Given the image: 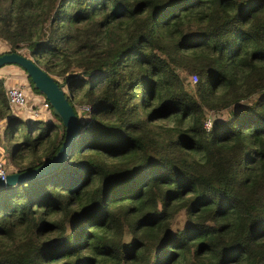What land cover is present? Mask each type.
Returning <instances> with one entry per match:
<instances>
[{
  "label": "trees",
  "instance_id": "obj_1",
  "mask_svg": "<svg viewBox=\"0 0 264 264\" xmlns=\"http://www.w3.org/2000/svg\"><path fill=\"white\" fill-rule=\"evenodd\" d=\"M0 41L79 123L0 187V264H264V0H0ZM1 75L5 170H27L64 128L23 121Z\"/></svg>",
  "mask_w": 264,
  "mask_h": 264
},
{
  "label": "water",
  "instance_id": "obj_2",
  "mask_svg": "<svg viewBox=\"0 0 264 264\" xmlns=\"http://www.w3.org/2000/svg\"><path fill=\"white\" fill-rule=\"evenodd\" d=\"M14 63L24 69L31 86L38 90L49 102L50 110L56 116L63 128L64 137L57 151L46 161L27 170L7 172L4 178H0V187L3 185H14L26 179L39 176L57 166L66 152L70 143L78 134L79 123L72 104L62 86L58 84L51 75L41 69L29 57L15 51H4L0 53V66Z\"/></svg>",
  "mask_w": 264,
  "mask_h": 264
},
{
  "label": "rangeland",
  "instance_id": "obj_3",
  "mask_svg": "<svg viewBox=\"0 0 264 264\" xmlns=\"http://www.w3.org/2000/svg\"><path fill=\"white\" fill-rule=\"evenodd\" d=\"M4 49V44L0 41V51H2ZM12 65V66H11ZM2 69V77H3V85L6 88L7 85H11V84H15L17 82H19L21 79H24L27 81L28 83V89L26 93V103L23 107H11L14 110L15 114L18 115L23 121H28L30 119H32L30 117V113L28 111V108H30L31 106L34 105H38L39 104V99L43 96L39 91L35 92L34 90H32L30 88V84L28 82L27 76L26 74L22 71L20 66H17L14 63H11L9 66L8 64H4L0 67ZM183 73V72H182ZM59 81L61 80L59 77H56ZM196 77L192 78V81L195 80ZM187 85V83H186ZM190 86H192V83H190ZM62 88L65 87L63 86ZM7 101V99H6ZM8 103V101H7ZM244 103V101H240L235 103V107H238L240 104L242 105ZM9 105V104H8ZM11 106V105H9ZM76 109H77V113L80 116L83 113V110L78 106L75 105ZM38 107L40 108V104L38 105ZM51 111V110H50ZM50 111H44L43 109H40L39 111V118L42 121H55V117L53 114L50 113ZM227 114V110L223 109L217 112H212V111H206V114L204 116L203 122H205L207 125H211L212 120L214 119V117H223ZM3 127H4V120L0 121V161L2 162L4 169H7V167L9 166L8 161L6 160L5 156V149L2 148V146L6 143V145L9 146V143H12L15 141L14 137L11 136H7L6 139L5 137H3ZM175 223L173 224L174 227Z\"/></svg>",
  "mask_w": 264,
  "mask_h": 264
},
{
  "label": "built area",
  "instance_id": "obj_4",
  "mask_svg": "<svg viewBox=\"0 0 264 264\" xmlns=\"http://www.w3.org/2000/svg\"><path fill=\"white\" fill-rule=\"evenodd\" d=\"M195 75H192V78H194ZM28 89V83L26 80L21 79L19 82L15 84H11L5 88V95L6 99L8 101V104L11 105V107H23L26 103V93ZM40 104V108L38 105ZM39 104L31 106L28 108V111L30 114L35 116L33 119L39 118V111L40 109H43L44 111H50V105L49 102L42 96L39 99ZM203 126L208 129L210 126L207 125L205 122H203ZM6 170L4 169V166L2 162L0 161V178H4L6 174Z\"/></svg>",
  "mask_w": 264,
  "mask_h": 264
},
{
  "label": "bare ground",
  "instance_id": "obj_5",
  "mask_svg": "<svg viewBox=\"0 0 264 264\" xmlns=\"http://www.w3.org/2000/svg\"><path fill=\"white\" fill-rule=\"evenodd\" d=\"M30 117L33 119L35 116H33L32 114H30Z\"/></svg>",
  "mask_w": 264,
  "mask_h": 264
},
{
  "label": "crops",
  "instance_id": "obj_6",
  "mask_svg": "<svg viewBox=\"0 0 264 264\" xmlns=\"http://www.w3.org/2000/svg\"><path fill=\"white\" fill-rule=\"evenodd\" d=\"M0 73H2V69L0 68Z\"/></svg>",
  "mask_w": 264,
  "mask_h": 264
}]
</instances>
